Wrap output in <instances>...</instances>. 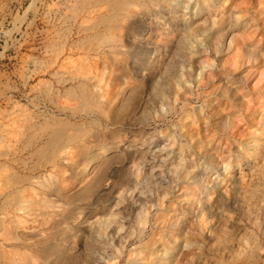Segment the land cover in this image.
Masks as SVG:
<instances>
[{"label": "bare ground", "instance_id": "6f19581e", "mask_svg": "<svg viewBox=\"0 0 264 264\" xmlns=\"http://www.w3.org/2000/svg\"><path fill=\"white\" fill-rule=\"evenodd\" d=\"M78 2L69 4L73 10L67 6L70 15L81 14L75 30L69 31L71 24L62 30L59 22L45 26L44 52L28 56L25 103L12 104L8 97L12 106L0 110V264H23L16 258L23 248L31 262L33 257L39 264H80L79 254L55 240L57 230L28 241L37 234L32 222L44 224L46 218L56 226L70 220L59 234L66 238L74 228V244L80 229L113 244L99 264H182L198 250L200 257L202 229L213 230L208 223L222 204V185L239 186L235 178L211 181L208 173L219 164L220 152L232 148L231 129L242 115L241 80L264 76V45L246 36L259 26L258 18L244 16L235 0H137L138 10L136 0ZM147 18L162 24L164 37L154 45L155 26ZM150 86L158 96L154 111L140 109ZM135 122L155 129L104 130ZM259 140L249 135L238 144L259 149ZM241 158L224 168L247 164ZM258 186L252 185L255 193ZM204 188L212 195H203ZM255 193L249 194L253 202ZM197 203L204 218H192Z\"/></svg>", "mask_w": 264, "mask_h": 264}, {"label": "rangeland", "instance_id": "374dc122", "mask_svg": "<svg viewBox=\"0 0 264 264\" xmlns=\"http://www.w3.org/2000/svg\"><path fill=\"white\" fill-rule=\"evenodd\" d=\"M73 1H74V3H73ZM78 1H80V0H0V90H2V91H0L1 92L0 93L1 94L0 95V104H1L0 110H2L1 109L2 107H3V110L5 108H7L8 106H9L8 108H10L12 106L11 105L12 102H13L12 104H15V105H16V102H20V103L24 102L25 103L26 91H27L28 87H27L26 83H24V77H25L26 66L28 64L26 61L29 59L28 56H30V55L37 56V54L39 55V54H42L44 52V47H42L43 46L42 44H44V41L46 39L45 31L47 30V28H51L52 27L51 25L54 26L55 23L57 24L59 22L58 26L59 27L63 26V28H61V27L60 28L62 30L66 28L65 30H67L68 25L71 24L72 27L70 25H69V27L72 30H69V31L73 32L75 30L77 19H78L77 16H79V18H80L81 14H79V15L75 14L74 15L72 13L73 15L72 14L70 15V11L73 9L74 10L76 9V11L78 12L79 11L78 7H80V5L84 2L86 3V1H84V2L81 1L82 3L81 2L79 3ZM89 1L87 0V2H89V4H90L91 2H93L95 0H93V1L89 0ZM53 2H55V5ZM76 2H78L77 5H76ZM235 2H236L237 9L240 10L244 14V16H246V17H248V16L253 17L254 16V17L258 18V21H259L258 25L259 26L252 28L251 30H248L250 32L252 30L253 31L250 34L247 32L248 34L246 36H248L249 39H252V36H253L254 40L259 41V43L261 44L260 48H262V45H264L263 44L264 43V11L259 14L258 9L261 7L264 8V0H235ZM49 3H52V4L50 5ZM70 3H73L74 6L76 5L77 7L75 6V8L73 7V9H72L71 6H73V4L69 5ZM48 4L50 6L53 5L52 8ZM67 6H69L71 8V10H69L70 8L68 9ZM48 7H50L51 9ZM53 7L54 8L57 7V8L54 9ZM63 8L68 9L69 11L65 10L66 12L63 13V11H64ZM77 8H78V10H77ZM134 8L137 10L140 8L138 6L137 0H136V4L134 5ZM54 10H56L57 12ZM46 11L47 12L49 11L50 14H48ZM60 13H62V14H60ZM74 13H76V12L74 11ZM69 15H70V18H67L66 16L69 17ZM51 17H53V18H51ZM64 17H66V18L64 19ZM61 19L62 20L64 19V20L62 21ZM149 19H151V18L146 19L147 23L152 25V26L154 25L155 28L157 27L156 29L154 28V31L151 35L152 38L150 39V42H152L150 44L154 45V40H161L160 38L164 37L163 33H162L163 29L161 27L162 26L161 23H158V21H156V20L153 22V20H149ZM50 20H52V21H50ZM60 21H62V22L60 23ZM47 23H49V24H47ZM45 26L46 27L48 26V27L46 28ZM44 28H46V29H44ZM136 30H138V29H136ZM158 32H159V34H158ZM233 32H237V30H235ZM230 37H231L230 34L225 36V38H226V39L224 38L225 44L230 40ZM128 48L133 49L134 44L129 45ZM135 48H138V47L135 46ZM261 50H264V48ZM239 75H241V74H239ZM241 82L244 85L242 93L244 92L243 94H246V95L241 94L240 100L238 99V103H240V104H238V107H237L238 111L237 112L242 113V115L240 117V118H242V120L239 117H238L239 118L238 120L236 118V125L231 129V134L233 133L232 134L233 137L231 139V141H232L231 143L233 145L231 144V147L234 149L231 148L232 150L228 149L224 152H220L222 155L220 154L221 157L219 158V164L217 165V167L212 172L208 173V176L211 179V181H213L217 176L225 178V180L228 181L227 183H229L230 179L235 178L238 181L239 186L234 188L231 185H222V187H221V196H222L221 203L223 205L220 204V206L218 208L219 212L215 211V213H214L215 215L212 216L213 218L212 217L210 218V222L208 223V224H211V226L213 227V230L212 231L206 230L207 228H205V230L202 229L203 234L201 235V239L204 241V252L202 253L203 256L201 254H200L201 255L200 257L197 256V255H199V253H201L198 250L196 253L197 255H194V256L189 255L185 260H183L184 263L182 262V264H197V262H199L203 258H204V260H202L203 264H264V246L262 247V245H264V244H262V243H264V238H263L264 233H262V232H264V229H263L264 228V211H263L264 210V205H263V203H264V194H263L264 193V189H263L264 188L263 187L264 182H262V181H264V170H262L264 167V162H263L264 161V157H263V155H264V102H263L264 101L263 100L264 99V76L261 77V79L259 81H257V77H255L253 79H249V81H247V82H243L242 80H241ZM11 92L15 93V94H12ZM6 94L7 95L10 94V95L7 96ZM144 96H143V98H145V99L142 98L144 101L141 100L142 102H140V109H143L144 107H148L154 111L158 107V101H157L158 96L156 94H154L151 86L147 90V93ZM8 97H10V100L12 101V102H10L9 105L6 103ZM241 101H245L246 103L241 102ZM240 105L241 106L245 105V106L241 107ZM226 110H228V108ZM236 113H234V114H236ZM262 121H263V123H262ZM123 127L127 128V129H133L136 131L143 129V130H147L150 132L155 129L154 125H148V124H145L144 122H135L134 124H131V125L119 124V123L110 124L107 127H105L104 130L107 128H109V129L111 128V130H113V129L116 130V129H120ZM241 130H242V132H241ZM260 131H261V133H260ZM251 132H253V133L250 134ZM248 134L252 135V137H255V138L259 137L260 138L259 143L260 142L262 143V144L260 143L261 149L260 148L255 149L254 146H251V144L248 146L249 148H246V149H241V147H239V144H238L239 141L247 138L249 136ZM257 135H258V137H257ZM258 150H260L262 152H260ZM237 152H238V155H237ZM230 154H232V156ZM247 154H248V156H247ZM249 154H250V156H249ZM244 155H246V156H244ZM236 156H237V158H238V156H240V157L242 156V158H241L242 161H243V159L247 160V164L249 162V165L243 164V163H241V165L234 164L235 166H230V167H227L225 169L224 166L226 165V163L228 164L231 162H235V160H237ZM262 157H263V159L261 160ZM249 158H250V160H248ZM254 161H257V162H254ZM255 164L257 166H254ZM243 165H247V167L241 168V166H243ZM261 166H263V167H261ZM255 169H256V171H255ZM258 170L260 172H257ZM261 172L263 175L261 174ZM232 174H233V176H232ZM258 174H259V176H258ZM260 176L262 178V179H260L261 185H259L260 183H259V178H258ZM255 178H256V180H254ZM62 180L64 183L65 179L62 178V174H61L59 181L62 182ZM225 180H224V182H225ZM211 181L206 183V185L211 186V183H212ZM255 181H256V183H259L258 185L261 186V188H260L261 190H259V186L255 183ZM246 185L247 186L250 185L251 187L249 186L246 188ZM252 185H254V187H256V188L258 186V190L260 191V193L262 192V194L259 195L260 193L258 192V190L256 191V193H258V194H256L254 191L256 188L254 189L252 187ZM252 189L254 192H252ZM204 190L205 191H204L203 195L205 194V192H206V195H209V196L212 195V194H210L211 192L210 193L207 192V190H210L209 188L208 189L204 188ZM253 193H255L254 196L258 195L257 198L260 197L259 199L256 198V200H258V201L253 202L254 199L251 198L252 197L251 195H249V194H253ZM249 196H250V198H249ZM262 198H263V201H260V199H262ZM110 199H108V200H110ZM251 202L254 204L251 205L252 204ZM73 203H81L82 205H86V202H82V201L77 202V200L76 201L74 200ZM258 203H259V205H257ZM255 204H256V207L258 208V210L260 209L259 211L257 210V208L254 207ZM198 205L199 204L197 203L196 204L197 207H195V214H193V216H192V218H194V219H198L200 217L201 218L205 217V214H202L201 211L199 212L200 208L198 207ZM101 206L104 207L103 205H101ZM250 207L252 208V210L254 208V211L249 210V209H251ZM54 208L57 209V207H54ZM261 208H262V210H261ZM108 210H109V208L106 206L105 211H108ZM249 212L251 213L250 215H249ZM258 212H260V214ZM252 213H253V215H255V214L257 215V216L253 217V220L251 219ZM262 213H263V216H262ZM260 217L262 220L259 221ZM257 218H259V219H257ZM45 220H46V222L44 224L42 223V221L41 222H38V221L32 222V223H34L32 232H33V234H34V232L37 234L31 235L32 237H30L28 239L29 242L32 240L31 242L36 243V241H38V239L41 240L42 237L44 238L45 236L49 235L52 231L57 230L55 240L61 241L72 252L79 254L81 256L80 264H99V262L102 261L103 258L110 256L112 254V251L114 250L113 244L102 241L101 238L96 235V233L90 234V233L85 232L83 229H80L81 236L77 237L79 240L76 239L75 244L73 242V240H75L74 233H72V232H75L74 228H71L72 230L70 229L68 236H66V238L62 239L61 238L62 233L61 234H59V233L63 232L64 229L62 227H68L70 225L69 224L70 220L67 219L66 220L67 222L66 221L61 222L59 224V226L54 225L53 219H51V218H46ZM249 221H250V223H249ZM252 221L255 223H253ZM50 222L51 223L53 222V223L49 224ZM204 222H206V221H204ZM257 222L259 224H257ZM35 223H38V224L35 226ZM260 224L262 227L260 226ZM0 227L3 230L1 225H0ZM39 227H41V228L39 229ZM256 227H258V228H256ZM260 227L263 231L260 230ZM252 228H253V230H252ZM251 230H252V233H254V236L252 233H250ZM36 231H38L39 233ZM87 234H89V236H86ZM256 235H258L260 237L257 236V239H256ZM250 236H251V238L254 237L255 239L254 238L251 239ZM0 238H2V236H0ZM33 238L34 239L38 238V239L35 241ZM245 238H247V240L249 242ZM248 238H250V239H248ZM260 238H262V239H260ZM253 239L255 240V242L260 239L259 242L260 241L261 242L259 244L256 242L258 244V245H256V243L254 242ZM252 240H253V242L251 244ZM85 243L88 247L85 245ZM260 244H262V245H260ZM251 245H252V247H251ZM77 246H79V247H77ZM214 246H215V248H214ZM85 249L86 250L90 249L92 252L90 261L84 260V254L86 252ZM27 250H29V249H25V248L20 249V251H18V252H20L22 256L20 257L16 254V258L21 259L23 264H39L40 260H38L39 262L38 261L33 262L34 258L32 257L33 260L31 262L30 256H28V258L26 256L27 254H25L26 257L23 256L24 252H28ZM23 259L25 260V262ZM26 259H29V262H27ZM188 260H189V263H188ZM190 260H191V262H190ZM195 260H196V263H195ZM93 261H94V263H92ZM202 262H199L198 264H201Z\"/></svg>", "mask_w": 264, "mask_h": 264}]
</instances>
